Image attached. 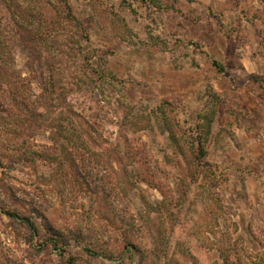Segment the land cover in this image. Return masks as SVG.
Listing matches in <instances>:
<instances>
[{
	"label": "rangeland",
	"instance_id": "rangeland-1",
	"mask_svg": "<svg viewBox=\"0 0 264 264\" xmlns=\"http://www.w3.org/2000/svg\"><path fill=\"white\" fill-rule=\"evenodd\" d=\"M68 1L88 34L80 50L56 0H0V65L20 85L18 119L24 121L18 139L8 133L10 120L0 121L2 163L13 161L0 167V264H65L69 254L74 264H137L136 250L122 249L123 237L161 264H225L215 247L228 249V264L264 259V0ZM57 19L58 33L50 29ZM18 24L38 31L31 49L36 54L39 47L41 63L53 61L62 75L38 125L25 117L38 103L40 67L18 41ZM10 87L0 90V117L14 109ZM124 117L129 124L121 128ZM70 119L100 163L106 194H90L74 181L75 156L66 140L75 139L72 127L61 132L62 172L39 156L56 151L52 136L59 121ZM192 125L216 172L187 188L176 183V177L192 180L183 155L187 138L178 127ZM168 128L177 132V146ZM21 140L20 155L14 145ZM131 148H144L160 167L168 157L170 173L148 178L158 189L123 172L119 159L130 157ZM7 210L32 215L41 235L35 243L49 225L79 237L63 243L69 245L64 259L50 249L35 254Z\"/></svg>",
	"mask_w": 264,
	"mask_h": 264
},
{
	"label": "trees",
	"instance_id": "trees-1",
	"mask_svg": "<svg viewBox=\"0 0 264 264\" xmlns=\"http://www.w3.org/2000/svg\"><path fill=\"white\" fill-rule=\"evenodd\" d=\"M56 4L61 7L62 10L58 9V13L62 14L61 18L63 16L65 22L67 25H69L70 28H72V34L71 38H77L74 41H71V43H77V50H80L81 44L79 43L80 40H85L88 41V34L81 23V21L75 16L74 11L72 9V6L70 5L68 0H56ZM60 21V22H59ZM58 28H61V19L56 20L52 25L50 26V29L52 31L56 30L58 33ZM38 30V28H36ZM14 32L16 33V36L18 38V41L21 42V45L24 46L25 48L29 49L30 52H32V57L36 62L38 63L40 67V77H39V82H38V98H37V105L33 107L32 109H29L28 115L25 117V122H28L29 120V125H38V122L43 120L44 117H48L52 105L51 98L49 95H52L55 93L56 89L59 88L61 89V83L62 81V75L58 71V64H53L48 60L44 61V63H41L42 60V54L38 51L35 54L34 48L31 49L29 43L30 41L38 42V31H35L34 29H29L27 26H22L21 24L15 25ZM75 36V37H74ZM79 40V41H78ZM39 43V42H38ZM36 50V49H35ZM62 54V51L61 53ZM0 55V61L1 57ZM212 65L218 70V72H223L225 67L224 65L217 61L213 60ZM42 66H45L48 69L49 75H44V73L41 71ZM13 86V88L10 87V93L9 97L12 101V104L14 106V109L11 111L10 114L5 115L4 117H0V121L3 123L7 122L9 119L10 122H8V125H12L13 127L10 129V132H8L11 136L16 137V139L21 138L23 136V130L22 127L24 126V121L21 116V119H18L19 117V110L21 111L23 108L19 106V94L21 93L20 85L17 81H14L13 76L8 73L6 69L2 65H0V90L6 91L8 88L7 86ZM86 84L81 83L80 88H85ZM5 88H7L5 90ZM61 94V93H59ZM20 104L25 107L26 104L23 103L22 101ZM24 104V105H23ZM162 104H166V106L174 109V105L170 102L163 101ZM46 114V115H45ZM16 116V117H15ZM14 117L13 119H11ZM75 119H70L66 123L59 121V129L58 133H55V136H52V142H53V147L56 150L54 153H52L51 156L47 155H42L43 153H40V157H43V159H47L50 161L51 164H54L56 170L60 172L63 171V161L60 158L61 154L65 153L66 147L64 146V142L60 140V138L63 136V133H65V129L67 127H72L74 129V132L72 133V136L74 135V138H69L67 137L66 140L70 142L73 154L75 156V161H74V181L78 180L77 183L82 186L87 192L90 194H97V193H105V190L107 188V183L105 181V178L103 176H100L98 171L96 170V167L100 165L99 161L91 154V151L87 149L86 145L84 144V140L81 137V133L78 132L76 125H74ZM210 121V120H209ZM127 124L129 122L127 121V118L123 119L121 123V128L127 127ZM10 125V126H11ZM193 127H188L187 131H183L180 127H178V131H180L182 134L186 135V143L188 144L187 151L183 153L185 163L188 165L189 173L187 175V178L189 177L190 180L188 183H184V179L186 177H176V183L178 185L187 187L193 183H195L196 179H199L200 177L202 179H205L208 177L209 172H216V168L214 165L206 158L207 151L205 149V142L202 140L203 139V134L198 131V126L192 125ZM167 130V129H166ZM63 131V133H61ZM77 132V133H76ZM169 136L171 141H176V146L178 145L177 141V135L174 131V129H169ZM87 134H91L90 131L86 130ZM161 133H164V129L162 128ZM61 136H60V135ZM24 139V138H23ZM22 141V140H21ZM23 146V141L22 143H16L14 147H16L14 150L19 151L21 155V147ZM177 148V147H176ZM131 153L130 157L127 156L125 157H120L119 163L122 166L123 172L126 173V175L130 174L131 177L134 178V183H139V182H145L146 184L158 189L157 186H155V183L151 180L148 179L149 176L152 177L154 173L160 174H165L168 175L170 171H168L165 167L170 161L168 160V157H164V161L160 163L162 166H158L157 163H154L152 165L150 159L147 157V153L145 152L144 148H138L133 150L132 148L130 149ZM61 153V154H60ZM60 156H59V155ZM23 155V153H22ZM24 158V157H23ZM34 159V157L31 158V161ZM76 159H78L76 161ZM22 160V159H21ZM13 161H9V164L5 165L2 163V159L0 156V167L3 170H6L7 168H11L13 166ZM66 176V175H65ZM141 176V177H139ZM201 180V179H200ZM75 181V182H76ZM110 182H108L109 184ZM116 184V183H115ZM136 186V185H134ZM199 186H203V184H200ZM116 187V186H115ZM114 187V188H115ZM111 188V187H110ZM136 188V187H134ZM133 188V189H134ZM112 189V188H111ZM126 190H130L129 187L126 188ZM161 192V189H160ZM185 192H190L185 191ZM110 194V191H108ZM124 196V195H123ZM164 201V199H163ZM219 199L217 198V203ZM162 202H160L161 204ZM220 206V205H219ZM34 211H37V209L34 208ZM6 214L8 218L10 219L11 222H14L16 225L20 226L24 232V239L25 242L27 243L29 249L31 252L35 254H39L43 251H48V249L52 251H59V256L64 259V250L69 246L67 244H63L66 242V240L71 239V238H78L79 237V232L77 231H69L66 234L60 233V230H56L52 225H49L50 229H48V232L46 233L47 235H43L42 241L35 243L33 239L35 237H41L39 228L35 221L33 220L32 215H20L16 211H10L7 210ZM219 216V215H218ZM219 220V218H216ZM54 228V229H53ZM53 231V233H52ZM237 231V230H235ZM135 249L137 254H138V263L137 264H153L154 262H158V264H161V258L159 256H156L155 259H146L145 253L135 245H133L127 238L123 237V250H125L128 253H131L132 249ZM88 254L92 256L99 255V253L93 249H90L86 247L84 249ZM215 250L220 254L221 258L223 259V262L225 264H228V256L226 255L228 249H223L219 247H215ZM122 254V252H121ZM171 260V259H170ZM76 261L75 256L73 255H68L67 258H65V264H74ZM262 261V262H261ZM167 264L169 262L168 260L164 261ZM264 259H260L258 263L255 264H263Z\"/></svg>",
	"mask_w": 264,
	"mask_h": 264
}]
</instances>
